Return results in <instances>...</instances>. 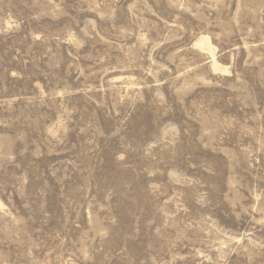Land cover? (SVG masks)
Here are the masks:
<instances>
[{"label": "rangeland", "instance_id": "374dc122", "mask_svg": "<svg viewBox=\"0 0 264 264\" xmlns=\"http://www.w3.org/2000/svg\"><path fill=\"white\" fill-rule=\"evenodd\" d=\"M0 264H264V0H0Z\"/></svg>", "mask_w": 264, "mask_h": 264}, {"label": "bare ground", "instance_id": "6f19581e", "mask_svg": "<svg viewBox=\"0 0 264 264\" xmlns=\"http://www.w3.org/2000/svg\"><path fill=\"white\" fill-rule=\"evenodd\" d=\"M198 46H200L201 48L203 49H207L210 54H212V67L214 68V70H218V69H221L222 71H228L227 68H222L219 63H218V60L216 59V56L215 54H213V50H214V47H213V44L211 42V40L209 39V37L207 35H203L200 37L199 41L196 43Z\"/></svg>", "mask_w": 264, "mask_h": 264}]
</instances>
